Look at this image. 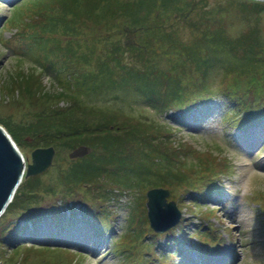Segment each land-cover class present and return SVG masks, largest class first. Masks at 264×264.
<instances>
[{
    "label": "rangeland",
    "instance_id": "rangeland-1",
    "mask_svg": "<svg viewBox=\"0 0 264 264\" xmlns=\"http://www.w3.org/2000/svg\"><path fill=\"white\" fill-rule=\"evenodd\" d=\"M21 1L0 0V124L6 129L2 120L11 124H28L40 114L70 106L71 98L57 97L59 90L75 92L81 105L96 110L113 111L122 106L123 113L139 116L146 123L149 120L175 123L174 118L157 112L140 99L138 90L142 91V88L137 86L129 89V86L114 82L110 84L111 80L106 79L94 90L88 91L91 88L85 83L76 89L71 86L74 74L92 66L86 64L85 58L72 55L66 48L71 44L76 52L100 57L111 42L123 41L125 37L131 41V37H136L129 29L122 28L124 19L111 17L113 22L102 26L81 23L69 31H63L58 20L57 29H43L39 34L43 19L37 8L46 4L42 5L40 0ZM181 1L187 14H174V21L192 20L187 23L181 21L180 30L187 40L204 32L226 34L233 39L252 30L264 42V11L239 6L241 1L251 0H205L204 5L199 3L201 0ZM44 35H48L47 38ZM215 35L213 37L218 38ZM59 42L63 48L58 47ZM257 53L254 60L258 62L257 68L245 67L246 73L238 71L233 74L224 83L223 89L224 92L233 91L235 100L241 101L244 106L251 104L254 106L251 109L264 112V50ZM234 60L231 58V64L225 69L216 70L214 76L224 74L230 65L233 66ZM224 62L230 63L226 58ZM169 64L170 57L159 58L160 68ZM20 69L37 72L41 85L34 81L33 86L43 87L20 89V86H25L15 82ZM222 96L197 106L194 112L181 119L182 127L175 125L174 133L170 134L175 144L184 139L188 145L195 146L199 155L208 151L219 152L232 164L224 168L221 163L213 165L221 170V180L216 184L210 176L197 180V201H193L192 195L185 189L176 188L173 191H179L180 199L176 200L180 208L181 201L185 206L181 208V217L185 219H180L166 231H155L149 221L147 235L131 243L125 242L122 239L126 229H131L128 219L131 203L140 196L145 198V195L133 191L116 192V198L112 199L110 195L103 194V184L95 183L88 189L80 185L67 201L77 203L75 207L87 202V206L95 210L108 205L111 211L100 220H93L81 212L73 213L63 203L61 208L65 211L61 209L57 213L61 219L55 221L51 217L37 216L41 222L35 227L39 230L30 227L35 232L18 236L20 243L12 240L16 233L7 238L0 237V261L4 264H264V119L254 124H243L244 121L232 124L231 120L224 119V113L235 103L225 105ZM227 111L232 113L230 108ZM27 139L28 142H22L19 147L27 162H31L32 151L39 142L30 137ZM58 147L53 163L41 172L47 185L56 183V191L49 189L52 192L45 194L40 201L43 211L48 206L60 205L61 200L65 202L68 195L59 191L61 186L57 184V179L61 171L70 165L72 148L61 144ZM196 156V152H191L185 157L192 162L197 160ZM212 171L210 175L214 176ZM7 220L10 217H0V224L5 225ZM59 227L64 229L59 231ZM33 242H38L40 246L29 249V244ZM21 244L24 246L15 251ZM72 252L76 253L75 258Z\"/></svg>",
    "mask_w": 264,
    "mask_h": 264
},
{
    "label": "trees",
    "instance_id": "trees-1",
    "mask_svg": "<svg viewBox=\"0 0 264 264\" xmlns=\"http://www.w3.org/2000/svg\"><path fill=\"white\" fill-rule=\"evenodd\" d=\"M40 1L42 5H46L37 8L39 16L43 19L39 34L43 29H57L58 20L63 31H69L81 23L102 26L112 21V18L124 19L125 25L122 28L126 31L129 29L136 37H131V41L125 37L124 42L120 40L111 42V46L107 47L108 51L104 50V55L94 57L93 54L76 52L71 44L66 48V51H71L72 55L85 58L86 64L92 66L84 72L74 74L71 86L76 89L77 86L85 83L91 88L88 91L94 90V87L105 79L111 80L110 84L114 82L120 86H129V89L137 86L138 89L142 88V91L138 90L140 99L157 112L174 118L175 123L155 120L146 123L139 116L123 113L122 106L113 111L96 110L94 107L81 105L75 92L70 93L65 90H59L57 97L71 98L70 101L68 100L70 103L68 107L55 108L40 114L28 124H11L10 121L2 120L19 146L22 142H28L27 137H30L39 142L35 148L54 145L58 151V146L61 144L73 150L85 144L91 147V151L84 156L70 158L69 167L62 170L57 179V184L60 183L61 186L59 191L68 193L67 199L65 202L61 200L60 205L48 206L44 211L40 201L45 194L52 192L49 189L56 191L54 188L56 183L47 185L42 179V173L25 175L12 201L0 216L5 219L10 217L5 225L1 223L3 226L0 229V237L7 238L12 233H16L12 240L20 243L18 236H25L23 234L26 233L32 235L39 230L35 227L41 222L37 216L43 215L45 219L51 217L50 219L55 221L61 219L58 218L57 213L63 208V203L73 213L81 212L93 220H100L111 211L112 208L108 205L95 210L92 206H87V202L75 207L77 203L67 201L69 195L75 192L78 186L84 185L88 189L92 184L100 183L105 185L102 188L103 194L110 195L112 199L116 198V192L133 191L145 195V198L140 196L132 201L128 217L131 229H126L122 239L125 242H134L140 237L143 238L148 232L147 191L150 188H169L171 196L168 199L176 202L179 191L176 193L173 191L182 188L185 192L189 191L193 201H197L199 198L195 186L197 180L210 176L212 182L216 184V181L221 180L219 177L221 170L214 168L213 165L221 163L224 165L222 168L232 165L231 160L219 152L208 151L199 155L195 146L188 145L184 139H180L175 144L170 134L174 133L175 125L182 127L183 117L194 112L197 106L207 104L212 98L223 95L225 105L230 102L235 103V106H229L232 113L227 111L229 108L225 109V120H231L232 124L234 121L239 124L241 121H244L243 124H254L264 119L263 111L251 109L254 108L251 104L244 106L241 101L235 100L233 91L224 92L223 89L224 83L233 77V74H237L238 71L246 73L245 67L257 68L258 62L254 60L258 55L257 51L264 50V42L259 34L251 32L252 30L233 39L226 34L210 35L206 32L185 39L180 30L183 25L181 21L187 23L192 20L174 21V14H187L184 11L186 8H182L183 4H180L181 0ZM199 3L204 5L205 0ZM239 6L242 9L253 8L262 12L264 0L241 1ZM169 16L172 18L171 21ZM125 30L122 32L125 33ZM214 35L218 38L213 37ZM44 36L47 38L48 35ZM209 42H215V46ZM59 43L58 47L63 48V44ZM161 56L170 57L168 67H159ZM125 58L129 60L126 61ZM225 58L230 63L224 62ZM231 58L235 60L237 58L236 62L235 60L232 62L233 66L230 65V68L223 72L224 74L215 77L214 72L225 69L226 65L231 64ZM190 75L192 76L189 77ZM34 81L38 82L37 85H41L38 73L26 72L23 69L18 71L15 78V82H19L20 85L25 84L20 86V89L43 87L33 86ZM11 88L16 89L15 86ZM178 120L179 122L176 123ZM186 147L188 150H185ZM189 150L196 152V161L190 162L185 157L191 153L188 152ZM211 171L214 176L210 175ZM181 205L182 209L185 208L182 201ZM7 214L9 216H6ZM183 219L185 218L181 217V220ZM30 227L32 229L35 227V231L30 230ZM63 229L64 227L58 228L59 231ZM181 234L183 233H179ZM29 245V249L40 246L38 242ZM23 246L24 244H21L15 248V251ZM75 254L72 252L74 258Z\"/></svg>",
    "mask_w": 264,
    "mask_h": 264
},
{
    "label": "water",
    "instance_id": "water-1",
    "mask_svg": "<svg viewBox=\"0 0 264 264\" xmlns=\"http://www.w3.org/2000/svg\"><path fill=\"white\" fill-rule=\"evenodd\" d=\"M91 147L79 145L70 152V157L88 154ZM56 153L54 145L39 146L32 151V161L27 159L10 132L0 124V216L12 201L23 177L46 170ZM171 190L152 187L147 191L148 218L155 231H166L181 219L182 211L175 200H169ZM0 264H4L0 261Z\"/></svg>",
    "mask_w": 264,
    "mask_h": 264
}]
</instances>
